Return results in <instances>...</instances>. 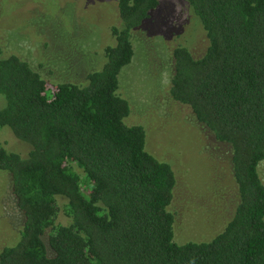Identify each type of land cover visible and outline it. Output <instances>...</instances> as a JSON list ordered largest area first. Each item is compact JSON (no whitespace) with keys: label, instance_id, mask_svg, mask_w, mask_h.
<instances>
[{"label":"trees","instance_id":"16d2710c","mask_svg":"<svg viewBox=\"0 0 264 264\" xmlns=\"http://www.w3.org/2000/svg\"><path fill=\"white\" fill-rule=\"evenodd\" d=\"M114 1V43L84 84H51L48 95L0 47V129L27 148L0 142V173L22 218L0 264H264V0H182L206 47L198 57L172 47L167 94L227 155L236 186L223 230L184 244L174 241V166L145 150L143 127L124 124L130 107L118 92L133 33L149 37L162 21L159 0Z\"/></svg>","mask_w":264,"mask_h":264},{"label":"rangeland","instance_id":"374dc122","mask_svg":"<svg viewBox=\"0 0 264 264\" xmlns=\"http://www.w3.org/2000/svg\"><path fill=\"white\" fill-rule=\"evenodd\" d=\"M117 11L114 0H0V47L25 60L47 82L50 95L51 84H84L87 74L101 69L103 49L114 43ZM158 12L162 21L150 27L149 37L133 33L134 56L118 75V92L130 107L124 124L143 127L145 150L174 166V241L207 242L230 219L236 186L227 155L167 94L172 47L186 45L198 57L206 38L182 0H159ZM0 142L11 151H27L8 128L0 129ZM258 173L264 184V162ZM21 219L8 178L0 173V250L17 241Z\"/></svg>","mask_w":264,"mask_h":264}]
</instances>
